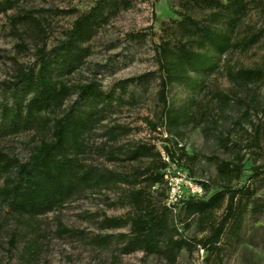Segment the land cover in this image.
<instances>
[{"label":"trees","instance_id":"obj_1","mask_svg":"<svg viewBox=\"0 0 264 264\" xmlns=\"http://www.w3.org/2000/svg\"><path fill=\"white\" fill-rule=\"evenodd\" d=\"M21 1L0 0V14L18 8ZM176 1V17L164 27L167 35L157 46V71L118 82L119 94L116 88L105 91L96 76L86 82L71 80L87 64L99 31L132 8L134 0H96L76 14L52 46L48 22L31 13L11 18L19 40L17 55L29 50L30 36L34 60L24 64L18 56L7 57L13 73L0 96V140L32 133L34 145L24 161L0 147V234L10 228V251L23 241L25 254L37 252L44 237L42 218L91 196L103 195L109 207L127 212L86 219L101 232L126 231L88 237L58 221V235L78 236L95 248L114 251V258L142 253L166 264H178L183 251L192 255L201 250L202 260L209 263L226 246L243 243L249 216L257 223L264 214V202L257 197L258 186L264 184V165L248 170L245 166L247 153L264 150V65L231 62L233 55L247 54L264 41L263 29L245 26L252 9L263 6L262 0ZM216 75L225 76L231 88L229 93L211 92L210 103L215 102L223 116L236 102L242 114L234 123L239 129L216 137L224 151L223 157L209 158L216 175L200 179L192 168L200 157L189 154L178 138L183 140L187 131L201 129L208 135L215 129V107L200 99ZM157 81V111L145 123L150 135H161L160 144L144 140L120 144L131 130L104 122L116 108L140 103L134 94L125 99L129 86L146 90ZM175 88L187 92L180 102L171 95ZM100 158L126 169L98 164ZM172 167L188 170V178L203 188V195L187 194L168 205L167 176ZM108 193L117 194V201L110 202ZM192 226L195 235L184 236Z\"/></svg>","mask_w":264,"mask_h":264},{"label":"rangeland","instance_id":"obj_2","mask_svg":"<svg viewBox=\"0 0 264 264\" xmlns=\"http://www.w3.org/2000/svg\"><path fill=\"white\" fill-rule=\"evenodd\" d=\"M96 0H22L18 8L6 14H0V96L4 83L12 80L11 63L8 56H18L20 62L30 64L33 62V38L27 36L26 41L29 50L17 55L16 45L19 43L12 24V17L28 14L45 20L50 25L49 45L52 46L61 39L64 32L69 29L76 18V14L90 9ZM263 6L252 9L246 20L245 26H253L264 30V0ZM176 0H134V5L127 11L122 12L108 25L103 27L91 42V55L87 64L76 73L71 82H86L96 76L103 85L105 91L116 88V84L125 79L140 76L145 73L157 71L156 61L157 46L166 37L164 27L171 24L176 17ZM18 30H23L20 27ZM232 64L244 66L264 65V41L247 54L232 56ZM230 84L223 75H216L208 81L206 95L201 97V103L215 107L212 111L217 120L215 129L206 135L201 129L187 131L181 145L191 155L200 157V161L193 165L196 178L209 179L216 175L214 165L209 158L218 155L224 156L216 137L219 133L227 134L236 128L237 121L242 112L236 102L225 110L221 116L215 102H211V92L221 90L230 92ZM158 81L151 82L146 90L141 87L129 86L126 100L134 94L139 99L137 105H125L116 108L115 113L109 115L104 126L118 124L125 126L131 131L129 135L120 140V144L130 141L161 142L160 134H151L145 123V118L152 119L157 111ZM264 92V87H262ZM117 94H119L116 88ZM177 101L187 96L182 88H175L171 93ZM263 115V114H262ZM260 115V117L262 116ZM263 117V116H262ZM257 121V117L253 116ZM249 128L248 123H243ZM104 128L100 129V133ZM234 133V132H232ZM237 134V133H236ZM165 137V136H164ZM154 138H156L154 140ZM101 139L98 140V143ZM32 133H25L16 137L0 140V147L13 151L20 160L24 161L29 156L33 147ZM246 169L253 165H264V150L258 154L247 153ZM106 167L125 170L122 165L107 162L103 158L96 161ZM170 177H175V183L182 182L189 177L188 170H180L172 167ZM110 202L117 201L118 195L108 193ZM257 197L264 202V184L258 186ZM127 209L121 207H109L105 196H91L86 199L73 202L60 213H52L42 218V235L39 240V248L32 255L24 253L25 243L19 242L18 248L10 251V239L7 227L0 234V264H166L157 257H146L142 253L123 255L114 258L117 254L112 250H100L93 247L78 236L71 237L67 234L58 235V221L67 229L84 231L88 237L97 234H118L126 230L99 231L87 216L104 214L108 217L121 216ZM4 215V214H2ZM3 217V216H2ZM101 219V218H99ZM256 224V225H254ZM261 227V228H259ZM182 229L183 226L180 225ZM183 230V229H182ZM195 226L184 230V236L191 238L195 235ZM202 253L195 251L192 255L183 251L178 264H264V214L258 217L257 223L253 218H247L244 241L235 247L226 246L220 257H212L209 263L202 260Z\"/></svg>","mask_w":264,"mask_h":264},{"label":"built area","instance_id":"obj_3","mask_svg":"<svg viewBox=\"0 0 264 264\" xmlns=\"http://www.w3.org/2000/svg\"><path fill=\"white\" fill-rule=\"evenodd\" d=\"M175 177L167 176L170 186L169 199L167 201L168 205L174 204L185 197L187 194L202 196L204 191L203 188L190 180L189 178L183 179L180 183H175ZM200 253L203 254L201 250ZM201 254V255H202Z\"/></svg>","mask_w":264,"mask_h":264}]
</instances>
